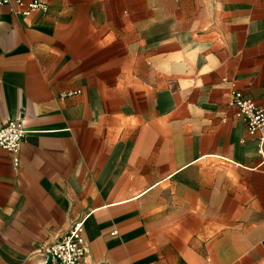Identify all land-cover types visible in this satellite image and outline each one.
<instances>
[{"label": "crops", "instance_id": "1", "mask_svg": "<svg viewBox=\"0 0 264 264\" xmlns=\"http://www.w3.org/2000/svg\"><path fill=\"white\" fill-rule=\"evenodd\" d=\"M44 1L0 6V125L27 131L18 167L0 147V264L78 218L88 264H264V140L229 103L264 106V0Z\"/></svg>", "mask_w": 264, "mask_h": 264}, {"label": "built area", "instance_id": "2", "mask_svg": "<svg viewBox=\"0 0 264 264\" xmlns=\"http://www.w3.org/2000/svg\"><path fill=\"white\" fill-rule=\"evenodd\" d=\"M23 7L22 13L27 15L37 9L48 8L44 0H16ZM11 0H0V6L10 3ZM81 89L70 90L65 95L81 93ZM229 103L238 109V117L246 124L250 135H259L260 141L264 140V106L258 104L255 99L249 97L241 90L231 92ZM22 118H11L5 124L0 125V147L8 150L12 155L13 164H20V150L26 137ZM259 152L262 148L259 146ZM116 233V232H114ZM53 254V264H88L87 258L91 252V243L85 235L84 221L82 218L74 220L66 234L60 237L48 248Z\"/></svg>", "mask_w": 264, "mask_h": 264}, {"label": "water", "instance_id": "3", "mask_svg": "<svg viewBox=\"0 0 264 264\" xmlns=\"http://www.w3.org/2000/svg\"><path fill=\"white\" fill-rule=\"evenodd\" d=\"M41 264H53V254L51 252H48L47 259Z\"/></svg>", "mask_w": 264, "mask_h": 264}]
</instances>
